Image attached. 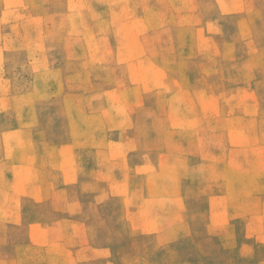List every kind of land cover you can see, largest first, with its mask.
<instances>
[{"label": "rangeland", "instance_id": "rangeland-1", "mask_svg": "<svg viewBox=\"0 0 264 264\" xmlns=\"http://www.w3.org/2000/svg\"><path fill=\"white\" fill-rule=\"evenodd\" d=\"M0 264H264V0H0Z\"/></svg>", "mask_w": 264, "mask_h": 264}]
</instances>
